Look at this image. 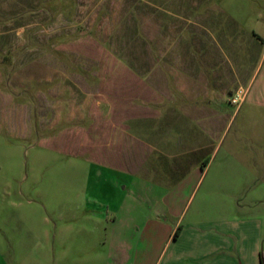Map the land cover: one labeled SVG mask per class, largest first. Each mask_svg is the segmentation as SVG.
I'll return each mask as SVG.
<instances>
[{
	"label": "rangeland",
	"instance_id": "1",
	"mask_svg": "<svg viewBox=\"0 0 264 264\" xmlns=\"http://www.w3.org/2000/svg\"><path fill=\"white\" fill-rule=\"evenodd\" d=\"M254 35L264 37V0H0V57L12 58L0 70L15 69L17 89L11 106L0 97V264H106L105 256L95 257L90 226L62 246V216L75 214L71 207L93 166L66 147L69 135L60 131L70 123L48 129L55 113L51 120L41 113L39 93L50 87L40 79L43 64L70 75L68 86L80 90L83 110L96 109L99 127L111 122L112 107L120 121L122 112L160 107L162 96V110L175 112L168 132L175 140L189 128L179 90L189 92L201 76L246 89L261 60ZM207 58L215 64L207 66ZM169 90L175 96L165 97ZM248 112L245 105L219 155L235 140L239 158L223 174L212 168L189 204V222L203 224L189 232L210 234L207 264L264 258V120ZM173 249L166 248L163 264Z\"/></svg>",
	"mask_w": 264,
	"mask_h": 264
},
{
	"label": "crops",
	"instance_id": "2",
	"mask_svg": "<svg viewBox=\"0 0 264 264\" xmlns=\"http://www.w3.org/2000/svg\"><path fill=\"white\" fill-rule=\"evenodd\" d=\"M254 36L262 45L261 60L246 89L234 83L230 84L232 87H224L216 82L215 76L214 83L201 76L200 84L189 85V92L179 90L187 98L182 103V112L189 118V128H182L175 140L168 134L175 112L168 109L164 113L162 104L168 102L162 96L160 107H137L132 113L122 112L120 121H115L112 107L106 114L111 122L99 127L96 109L83 110L80 90L75 83L68 86L70 75L63 71L51 73V68L42 65L40 79L46 80L50 87L39 93L41 113H47L49 120L50 113H55L48 129L61 122L70 123L71 126L60 131L63 137L69 135L66 147L77 148L79 155L87 157L93 166L79 194L80 201L73 207L67 206L75 214L62 216L63 227L59 232L65 250L67 241L76 240L90 226L88 237L95 242L92 246L95 257L105 256L106 264H123L130 255L134 258L132 264H148L149 258L153 260L156 254L158 258L153 264H159L167 247L174 249L166 264H207L204 260L209 253L210 234L205 230L189 232V226L203 225L193 222L194 219L189 222V204L202 178L212 168L223 174L227 163L239 158L235 140L230 143L228 154L219 155L226 133L243 107L248 105L250 119L264 120V37ZM11 60L9 56L0 57V64L6 65ZM13 62L18 64V59ZM205 64L215 63L207 58ZM13 71L0 70V86L4 88L0 97L7 103L16 89ZM57 80L63 83L56 84ZM67 91L71 105L64 110ZM171 96H175L171 90L165 93V97ZM86 105L88 108L91 102L87 100ZM179 227L178 237L174 238ZM162 242L165 247L159 254Z\"/></svg>",
	"mask_w": 264,
	"mask_h": 264
},
{
	"label": "trees",
	"instance_id": "3",
	"mask_svg": "<svg viewBox=\"0 0 264 264\" xmlns=\"http://www.w3.org/2000/svg\"><path fill=\"white\" fill-rule=\"evenodd\" d=\"M180 227L178 228V230L176 231L175 235H174V238L178 237V231H179ZM261 262L262 264H264V258L261 257Z\"/></svg>",
	"mask_w": 264,
	"mask_h": 264
}]
</instances>
